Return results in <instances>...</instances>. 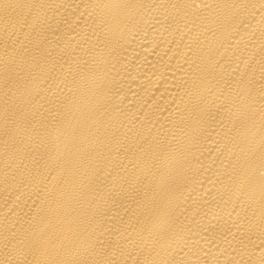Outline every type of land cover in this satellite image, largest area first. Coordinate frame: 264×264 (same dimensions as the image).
Returning a JSON list of instances; mask_svg holds the SVG:
<instances>
[{"label": "bare ground", "instance_id": "6f19581e", "mask_svg": "<svg viewBox=\"0 0 264 264\" xmlns=\"http://www.w3.org/2000/svg\"><path fill=\"white\" fill-rule=\"evenodd\" d=\"M0 264H264V0H0Z\"/></svg>", "mask_w": 264, "mask_h": 264}]
</instances>
